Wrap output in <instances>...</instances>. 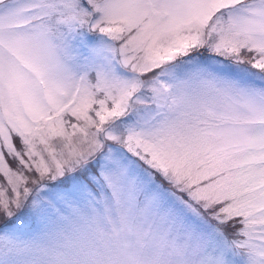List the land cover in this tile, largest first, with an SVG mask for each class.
<instances>
[{
    "label": "snow or ice",
    "instance_id": "obj_1",
    "mask_svg": "<svg viewBox=\"0 0 264 264\" xmlns=\"http://www.w3.org/2000/svg\"><path fill=\"white\" fill-rule=\"evenodd\" d=\"M0 264H264V0H0Z\"/></svg>",
    "mask_w": 264,
    "mask_h": 264
}]
</instances>
